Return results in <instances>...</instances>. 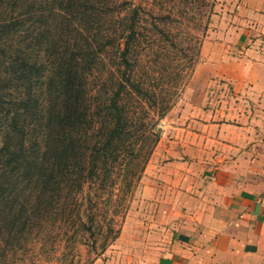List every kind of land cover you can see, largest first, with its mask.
Segmentation results:
<instances>
[{
	"label": "trees",
	"instance_id": "trees-1",
	"mask_svg": "<svg viewBox=\"0 0 264 264\" xmlns=\"http://www.w3.org/2000/svg\"><path fill=\"white\" fill-rule=\"evenodd\" d=\"M148 1L0 0V242L9 248L49 225L52 243L80 237L96 252L120 236L117 217L178 93L167 75L190 49L170 10L147 26Z\"/></svg>",
	"mask_w": 264,
	"mask_h": 264
},
{
	"label": "rangeland",
	"instance_id": "rangeland-1",
	"mask_svg": "<svg viewBox=\"0 0 264 264\" xmlns=\"http://www.w3.org/2000/svg\"><path fill=\"white\" fill-rule=\"evenodd\" d=\"M241 3L242 0L145 2L150 7L152 4L156 6L152 15H148L147 26L151 27V22L158 21L155 17H163V12L170 10L174 14L173 32L179 34L181 45L190 49L185 50L179 62L183 67L171 68L167 75V88H178V93L173 106L157 125L160 139L146 168L134 178V186L125 199L126 210L117 217L121 225L120 236L104 252H96L91 244L80 241V237L75 241L57 238L52 243V225H49L38 238L34 236L23 241L22 245L15 241L13 248H9L1 241L0 264H129L137 260L138 264H157L159 253L170 252L167 248L174 232L182 229H178L179 220L174 222L167 218V202L164 203V212H159L161 203H153V194L150 191L146 193L145 186L160 185L162 177L159 170L168 168L166 164L169 162H194V170H206L208 165H218L230 157L224 150L229 141L221 129H204L202 125H207L216 116L226 118L230 111L233 115L240 113V98H232L234 91L226 85L228 79L218 73L223 70V61L213 52L219 49L213 47L212 52L208 45L210 40L219 38L216 35L223 34V30L241 23ZM197 37L203 44L200 53L194 56ZM168 48H174L173 44ZM143 54L147 55V61L154 59L151 52ZM149 69L155 71L154 63L151 62ZM174 81L180 84L174 86ZM122 189V183L118 182L113 196L116 202L123 196Z\"/></svg>",
	"mask_w": 264,
	"mask_h": 264
},
{
	"label": "crops",
	"instance_id": "crops-1",
	"mask_svg": "<svg viewBox=\"0 0 264 264\" xmlns=\"http://www.w3.org/2000/svg\"><path fill=\"white\" fill-rule=\"evenodd\" d=\"M241 15L208 45L221 51L213 52L223 61L218 73L241 108L202 127L221 129L230 157L206 170L169 162L159 170L162 185L145 186L182 228L157 264H264V0H242Z\"/></svg>",
	"mask_w": 264,
	"mask_h": 264
}]
</instances>
